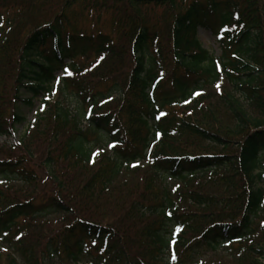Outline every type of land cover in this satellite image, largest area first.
<instances>
[{"label":"trees","instance_id":"1","mask_svg":"<svg viewBox=\"0 0 264 264\" xmlns=\"http://www.w3.org/2000/svg\"><path fill=\"white\" fill-rule=\"evenodd\" d=\"M76 6L109 31L62 34ZM55 91L75 107L52 105L46 156L0 159V264H262L264 0H0V137L41 97L38 132Z\"/></svg>","mask_w":264,"mask_h":264},{"label":"rangeland","instance_id":"2","mask_svg":"<svg viewBox=\"0 0 264 264\" xmlns=\"http://www.w3.org/2000/svg\"><path fill=\"white\" fill-rule=\"evenodd\" d=\"M193 0H182V2L186 5H189ZM213 1H219L221 3L230 1V0H213ZM52 5V3H51ZM58 6L54 10V12H57L58 8H61V3L57 4ZM162 8L158 9L155 8L153 11H148L146 13L147 17L149 18V21H153L154 23H161V13ZM65 18H66V27H62V25H59V28L61 29V33L66 34H86L91 35L95 34L99 31H109V27L111 24V18L116 14V11L113 9L108 8H100V7H86V6H76V9L67 8L64 10ZM65 25V24H63ZM197 39L202 44L203 48L207 50L210 55L213 57H219L220 56V48L219 44L215 38V36L209 31V29L205 27H198L197 29ZM61 74H58L60 76ZM222 86H224V83H222ZM31 97L29 92L22 91L21 98L22 99H28ZM56 100H59V102L65 106V108H68L70 110H73L75 107L74 100L69 97L67 94L61 95L59 92L56 94V91L50 98L49 102L46 103L45 109L51 110V113L49 114V117L40 123L39 131L35 132L34 130L31 131V125L34 123V120L37 119L40 111H42L44 105H41V97H36L33 99L32 107H24L22 108L23 116L25 118V122L17 126L14 130V132L10 135V137L2 138L0 137V159L2 157H19L20 155H23V151H26L27 154L30 157L31 160L35 161L36 163L42 160L47 152H48V145L50 144V139H46V135L48 134V124L49 120L52 119V105L55 103ZM105 107L104 109H115L119 102L117 99L112 98L108 101H105L103 104ZM50 106V107H49ZM44 130V133H41V131ZM47 130V131H46ZM46 131V132H45ZM31 133V136H30ZM26 140L30 141L31 143L26 144ZM22 141V145H20V142ZM4 143H7L5 145ZM25 144V146H24ZM9 145L15 146L14 148L11 147L9 149ZM204 147V146H199ZM26 154V153H25ZM143 166L146 165V163L140 162ZM44 179L40 181V183H35L36 189L33 190L28 187L16 185L14 193L19 196V198H23L27 195L35 194V193H41L42 195V185H43ZM50 187H47L43 191H48ZM62 223V220L59 218H50L48 219L43 225L42 228L46 229L48 224H51V227L53 229L57 228V226ZM45 230L43 231V233ZM264 245V244H263ZM227 253V252H225ZM222 251H218L216 253H207L203 256L204 258V264H236L235 259H233L234 255L228 256ZM259 260V259H258Z\"/></svg>","mask_w":264,"mask_h":264},{"label":"snow or ice","instance_id":"3","mask_svg":"<svg viewBox=\"0 0 264 264\" xmlns=\"http://www.w3.org/2000/svg\"><path fill=\"white\" fill-rule=\"evenodd\" d=\"M65 71L67 72V69Z\"/></svg>","mask_w":264,"mask_h":264}]
</instances>
